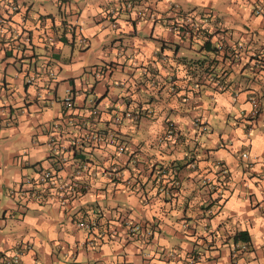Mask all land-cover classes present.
<instances>
[{
	"label": "crops",
	"instance_id": "0c3cea01",
	"mask_svg": "<svg viewBox=\"0 0 264 264\" xmlns=\"http://www.w3.org/2000/svg\"><path fill=\"white\" fill-rule=\"evenodd\" d=\"M4 1L15 2L17 9L10 12L0 5V131L28 128L24 136L42 158L31 162L27 152L18 151L0 165V197L7 191L4 203L0 198V264H264V69L252 66L243 52L216 54L207 71L215 56L202 48L203 40L169 30L182 20L171 9L194 14L207 7L215 18L205 19L203 26L214 46L224 39L229 47L242 45L264 59V12L253 13L261 0H175L163 5L133 0L130 6L121 0H62L65 6L60 0ZM46 1L55 12L46 8ZM140 8L150 9L151 26H141ZM89 13L94 23L85 28L81 19ZM65 21L80 29L67 31L61 26ZM108 26L114 36L104 50L115 56L94 64L102 67L104 77L90 85L82 80L84 64L73 69L74 45L92 37L104 40L109 31L99 30ZM185 42L196 44L201 57L182 56ZM183 61L195 63L187 68ZM60 81L65 83L61 92ZM99 84L105 90L96 96ZM68 87L75 93L73 112L85 114L95 106L101 113L96 127L115 135L111 143L81 144L92 164L78 178L91 189L61 198L64 206L51 189L42 201L13 197V189L26 179L36 183L43 169L55 167L58 179L75 174L70 162L61 169L52 165L62 152L51 149L45 128L59 119ZM251 96L261 107L249 121ZM138 110L147 111L140 120ZM120 114L125 117L114 123ZM216 118L219 127H211ZM169 120L184 133L176 146L175 132L167 137ZM198 120L205 125L203 132L193 124ZM67 125L73 135H84L83 128L78 131L67 123L54 145L68 143ZM204 132L208 143L199 141ZM118 142L125 153H116ZM244 150L249 159L257 157L251 166L241 158ZM134 151L139 157L131 155ZM172 161L179 163L177 168L169 167ZM28 190L24 186L21 192ZM120 215L156 225L154 238L141 246L120 226ZM77 220H91V225L79 228ZM112 229L117 235H110ZM240 231L248 233L249 241L235 240ZM19 239L27 240L30 249L17 263H8ZM89 240L93 247L82 244Z\"/></svg>",
	"mask_w": 264,
	"mask_h": 264
},
{
	"label": "built area",
	"instance_id": "2783aa9c",
	"mask_svg": "<svg viewBox=\"0 0 264 264\" xmlns=\"http://www.w3.org/2000/svg\"><path fill=\"white\" fill-rule=\"evenodd\" d=\"M126 6L131 5V0H121ZM4 0H0V5L4 9L9 10L10 12H13L17 9V4L15 2L11 3H6L4 4ZM60 5L65 6L66 3L62 0H60ZM209 11V9H206ZM205 10V11H206ZM264 12V0H261V4L256 6L253 10V13L255 15H262ZM115 14V12H114ZM143 12L141 10L137 11V16L139 18L143 17ZM61 26H65L67 28V31H70L72 29H80V26L76 23H70L68 21L61 22ZM199 26L198 21L195 19V17L191 16L190 14L187 15L186 18H183L182 20H179L176 22L174 25L171 26L169 30L172 32L174 31L175 33L182 34L184 36L189 35L191 29H197ZM242 45H237L236 48L234 47H229L227 43H225L224 40L218 45V49L222 52L224 51H235L242 49ZM245 58H248V62H252V65L254 67H261L264 69V60L257 59V60H250L248 56H245ZM96 66V65H95ZM93 75L98 78L102 74V67L96 68L94 67L92 70ZM52 74V73H49ZM82 76V75H81ZM74 89L73 87H68L65 89V95L61 99V104H62V112L58 120L53 121L52 123H49L45 126L46 129H48L50 132L47 133L48 136V143L49 146L51 147L52 150L59 148L60 151L62 152L56 153L55 160L53 161L52 165H56V167L59 169L63 168L64 165H67L68 162H70V165L75 169V174L72 175L71 177H64V178H59L55 175L56 168L52 167L51 169H43L40 171L39 176L35 179V182L33 184L31 179H26L24 180L20 186L17 189H13L11 191V195L15 197L17 194L18 198L23 197L28 198L27 200L30 199H37L42 201L43 196L46 193L47 190H52V192L55 195V198L57 201H59L60 206H64V200L61 198L65 199V196L67 195H74L80 196L84 192H87L91 189V185L89 182L84 181L82 178L79 177V173L81 172L82 169H84L85 165H90L92 162L85 157V152L81 148V144L83 140H89L92 141L96 144L99 143H111L115 139V135L112 132H107L104 131L100 128L96 127V123L100 119V111L98 108L95 106H91L90 108L87 109V113L85 114H75L73 112L74 109ZM249 103H250V111L248 113V118L247 120H252L258 114L260 113V101L257 97L251 96L249 97ZM129 115V114H127ZM126 115V116H127ZM122 114L116 115L113 117L114 123H120L121 119L124 118ZM136 117V116H134ZM132 118V117H131ZM64 122L65 124H63ZM74 123L76 125L78 131H80L82 128L84 130V135L82 137L78 135H73L71 131L68 130L67 125L65 129L67 130V133L70 134V138L68 140L67 144H59V145H54L55 143V136L60 134L61 127L65 126L66 124ZM199 123V124H198ZM195 126L200 125V121H194L193 123ZM168 127V133L167 137L170 138L172 137L174 131H175V126L173 123H169L167 125ZM202 129H205L204 126H202ZM247 136L249 135V128L247 129L246 132ZM71 150V151H67ZM116 153L122 154L125 153V147L121 144V142H118L116 145ZM249 153L244 150L241 153V158L246 161V165L251 166L256 160L249 159ZM261 159V158H260ZM264 160V155H262V161ZM222 167V165H219ZM222 168H220L221 171ZM224 173V170H222ZM225 179V177L223 176ZM220 182V180H219ZM219 184H223L218 183ZM25 187H29L30 190L27 192H21V189ZM25 196V197H24ZM122 219V218H121ZM91 223L86 222L85 220H77L76 221V226L79 228H88L90 227ZM120 226L125 227L126 231L137 241L141 246L146 245L149 243L155 236V229L151 228V226L139 222V221H134L131 218H123L121 220ZM110 235H117L116 229H112ZM87 243L88 245L92 246V240H89L87 242H83L82 244ZM244 246H242L241 249H243ZM30 249V244L27 240L19 239L14 243V252L8 256L6 259L8 263H17L20 259V257L25 254L28 250ZM147 260V258H145ZM144 264H149L147 261Z\"/></svg>",
	"mask_w": 264,
	"mask_h": 264
},
{
	"label": "rangeland",
	"instance_id": "374dc122",
	"mask_svg": "<svg viewBox=\"0 0 264 264\" xmlns=\"http://www.w3.org/2000/svg\"><path fill=\"white\" fill-rule=\"evenodd\" d=\"M85 1V0H84ZM164 1L166 2H173L175 0H159L158 1V5H163L165 4ZM45 6L47 9L54 11L55 12V7L52 6L51 1H46ZM81 7V6H80ZM202 7L199 6L198 9H201ZM141 11L143 12V14L145 13V16L142 18H139L140 24L141 26H151L152 25V18L149 17V13H150V9L147 8H140ZM83 25L85 26V28H90L93 25V16L92 14H88L85 17L82 16L81 19ZM101 30H105L109 31V33L104 37V40H100L97 37H92L90 38V41H88L85 44H81L78 41H76L75 45H74V49H73V56H74V62H75V66L73 65V69H77L80 68L81 65H85L86 68L83 70V72L81 71V75H82V80L85 81V83L90 84V85H96V77L93 75L92 70L94 67L96 68H100L101 66H94V64L96 62H99L100 59H104L105 61H110L112 59H114L115 53L114 51H105L104 47H108L110 41L113 39L114 36V32L113 29H111L109 26L107 28L104 29H100L99 32ZM105 34V33H103ZM142 35H147L146 33H140ZM68 49L71 48V46H67ZM199 47L194 44L192 46H189L188 43L185 42V44L182 46H180V51L179 53L182 56H186L188 58H192V59H196L199 58V56L201 57V54H199V51H197ZM104 52V54L102 53ZM61 76V75H60ZM103 74H101L100 77H98L99 79H103ZM98 80V79H97ZM100 81V80H99ZM64 81H60L59 82V92H61L64 88ZM102 85L99 84L98 85V89L95 90L96 96H100V94L105 90V88L102 91ZM119 92L118 89L114 88V90H112V93L114 95H116ZM91 95V94H89ZM204 95V93H203ZM92 96V95H91ZM60 98H62V95L60 96ZM204 100H206L205 95H204ZM60 103V102H58ZM45 113V112H44ZM43 113V115L45 116V114ZM215 122H220V120L218 118H216L214 120V122L211 124V127L214 128H218V124H216ZM222 122V121H221ZM28 130V128L26 127H21L18 126V130L14 133H11L9 130L7 131H0V165L4 166L5 165V161L8 159V154L9 153H16L18 151H23V152H27L29 155V160L31 162H34V160L42 158V154L40 153V156H38L36 154V148H34L35 146L32 144V142L29 140V137H25L24 133ZM200 138L199 141L200 142H204V143H208L207 141V137H208V133L204 132L202 134H200ZM10 165H14V164H10ZM224 165V164H222ZM218 166V165H217ZM2 199V203H4L7 200V191L4 192L3 195H1L0 197ZM85 230V229H83ZM89 246V247H93Z\"/></svg>",
	"mask_w": 264,
	"mask_h": 264
},
{
	"label": "trees",
	"instance_id": "16d2710c",
	"mask_svg": "<svg viewBox=\"0 0 264 264\" xmlns=\"http://www.w3.org/2000/svg\"><path fill=\"white\" fill-rule=\"evenodd\" d=\"M131 1H133V0H131ZM206 9H201L200 11H196V12H194V14H192L191 12L192 11H180V10H173V9H171V11H172V13L174 14V12L176 13V15H177V17L179 18V17H181L182 19L183 18H186L187 17V15H191V16H193V17H195V19L198 21V23H199V26H198V28L197 29H191L190 30V33H189V35H193V34H195V36L196 37H198V38H201L202 40H203V42H202V48H204V49H206L207 51H209L210 53H213L214 54V58H213V60H209L208 61V64H206V67L205 68H207L208 70L207 71H209V67L210 66H213V64H214V62H216L217 61V59H216V54L217 55H222V56H225V57H232V56H235V54H238V56L240 55V54H242L243 52H244V55L245 56H248L249 57V59L250 60H257V59H259L255 54H252V53H249V51H248V49H247V47H245V48H242V49H239V50H235V51H233V52H230V51H224V52H222V51H220L217 47V45L216 46H214L211 42H210V40H209V33H208V31L206 30V27H204L203 26V24H204V20L205 19H207V18H210V19H213V18H215V17H213V13H212V11L209 9V11H205ZM176 15H175V17H176ZM170 19V21H171V17L169 18ZM175 20H176V18H174ZM172 20V21H175V20ZM175 22H178V20H176ZM180 35H182V34H180ZM188 35V36H189ZM182 36H184V35H182ZM224 40V39H223ZM224 41H226V40H224ZM222 42V41H221ZM219 52H218V51ZM183 60V59H182ZM261 60H264V59H261ZM184 63H185V65H186V67L187 68H189L192 64H194L195 62H192V61H190L189 63H186L185 61H183ZM250 63V62H249ZM203 66V64L200 66V68ZM253 66V65H252ZM222 90V89H221ZM139 112H138V120H140V114H142V113H144V115H146V112L147 111H145V110H138ZM144 111V112H143ZM173 123L174 124V126H175V137H176V141H174L175 142V146L177 145V144H180L182 141H184V139H181V141H180V138L181 137H184V133H183V130L179 127V125L176 123V122H174V121H171V120H169V121H166L165 123L168 125L169 123ZM135 123V122H134ZM201 125V127H199V128H201V131L203 132L204 130L202 129V126H204V123H202V124H200ZM179 141V142H178ZM163 147H166L165 145L163 146ZM135 150L137 151V152H140V151H142V146H141V144L140 143H137L136 145H135ZM136 151H134L133 153H131V155L132 156H134L135 155V158H137V157H139V155H136L137 154V152ZM135 162H136V159L134 160ZM138 161V160H137ZM176 161H172V162H170L169 163V167L170 168H173V167H176L177 168V164H179V163H175ZM145 163V162H144ZM149 164V163H148ZM151 167V165L149 166V168ZM153 167V166H152ZM156 170H158L159 172L162 170V167H158ZM222 179H220V181H221ZM82 216V217H81ZM80 218H82V219H84V216H83V214L82 215H80ZM123 219V218H129L127 215H120L119 217H118V219ZM117 219V220H118ZM121 219V220H122ZM133 220V219H132ZM135 221V220H134ZM89 222L91 223V220H89ZM145 224H147V222H145ZM147 225H149V226H151V228H153L154 229V226H156V225H154V224H147ZM121 228V227H120ZM156 231V230H155ZM128 233V232H127ZM129 234V233H128ZM129 236L134 240L135 238H133L130 234H129ZM234 238H235V240H243V241H249V236H248V233L246 232V231H240V232H238V233H236L235 234V236H234ZM135 240H137V239H135ZM138 242V241H137Z\"/></svg>",
	"mask_w": 264,
	"mask_h": 264
},
{
	"label": "clouds",
	"instance_id": "9594fccd",
	"mask_svg": "<svg viewBox=\"0 0 264 264\" xmlns=\"http://www.w3.org/2000/svg\"><path fill=\"white\" fill-rule=\"evenodd\" d=\"M203 9H209V8H207V7H204ZM218 48V47H217ZM204 127H205V125H204Z\"/></svg>",
	"mask_w": 264,
	"mask_h": 264
},
{
	"label": "bare ground",
	"instance_id": "6f19581e",
	"mask_svg": "<svg viewBox=\"0 0 264 264\" xmlns=\"http://www.w3.org/2000/svg\"><path fill=\"white\" fill-rule=\"evenodd\" d=\"M29 251V250H28Z\"/></svg>",
	"mask_w": 264,
	"mask_h": 264
}]
</instances>
